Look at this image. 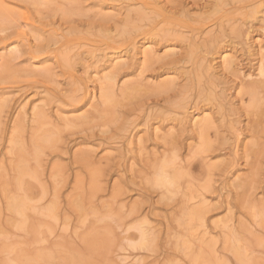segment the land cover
Masks as SVG:
<instances>
[{"label":"rangeland","instance_id":"rangeland-1","mask_svg":"<svg viewBox=\"0 0 264 264\" xmlns=\"http://www.w3.org/2000/svg\"><path fill=\"white\" fill-rule=\"evenodd\" d=\"M263 74L264 0H0V264H264Z\"/></svg>","mask_w":264,"mask_h":264},{"label":"bare ground","instance_id":"bare-ground-1","mask_svg":"<svg viewBox=\"0 0 264 264\" xmlns=\"http://www.w3.org/2000/svg\"><path fill=\"white\" fill-rule=\"evenodd\" d=\"M229 57V56H228ZM226 62V61H225ZM226 64V63H225ZM263 76H264V74H263ZM167 173V172H166ZM167 178V177H166ZM169 178V177H168ZM170 179V178H169Z\"/></svg>","mask_w":264,"mask_h":264}]
</instances>
